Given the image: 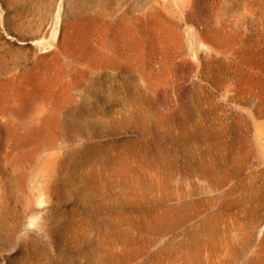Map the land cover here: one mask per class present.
Returning a JSON list of instances; mask_svg holds the SVG:
<instances>
[{
    "label": "rangeland",
    "instance_id": "374dc122",
    "mask_svg": "<svg viewBox=\"0 0 264 264\" xmlns=\"http://www.w3.org/2000/svg\"><path fill=\"white\" fill-rule=\"evenodd\" d=\"M0 264H264V0H0Z\"/></svg>",
    "mask_w": 264,
    "mask_h": 264
}]
</instances>
